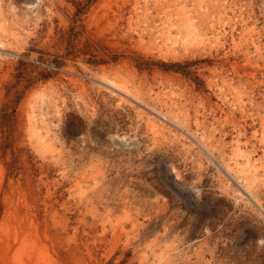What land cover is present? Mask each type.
<instances>
[{
	"label": "rangeland",
	"instance_id": "1",
	"mask_svg": "<svg viewBox=\"0 0 264 264\" xmlns=\"http://www.w3.org/2000/svg\"><path fill=\"white\" fill-rule=\"evenodd\" d=\"M0 264H264V0H0Z\"/></svg>",
	"mask_w": 264,
	"mask_h": 264
}]
</instances>
